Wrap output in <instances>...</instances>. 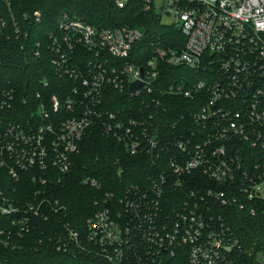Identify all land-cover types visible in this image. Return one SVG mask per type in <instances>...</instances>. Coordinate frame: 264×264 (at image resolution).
I'll list each match as a JSON object with an SVG mask.
<instances>
[{
	"label": "built area",
	"instance_id": "built-area-1",
	"mask_svg": "<svg viewBox=\"0 0 264 264\" xmlns=\"http://www.w3.org/2000/svg\"><path fill=\"white\" fill-rule=\"evenodd\" d=\"M140 2L185 44L159 37L139 61L132 55L145 36L140 27L96 26L65 12L50 47L55 71L74 80L69 91L65 84L62 95L39 90L22 110L16 87L0 85V168L15 181L27 174L34 185H12L14 194L24 193L18 197L0 188V216L8 217L0 220V245L34 231L41 213L48 219L68 212L51 186L71 171L96 124L128 154L148 157L150 171L142 181H122L118 157L119 181L110 179L111 188L83 176L96 190L91 214L83 233L63 222V235L54 237L58 250L106 264H248L223 212L227 206L264 212V0ZM167 65L185 72L163 86ZM137 80L141 86L131 91ZM49 85L44 78L42 86ZM118 93L131 101L120 103ZM167 95L191 101L170 127Z\"/></svg>",
	"mask_w": 264,
	"mask_h": 264
},
{
	"label": "trees",
	"instance_id": "trees-1",
	"mask_svg": "<svg viewBox=\"0 0 264 264\" xmlns=\"http://www.w3.org/2000/svg\"><path fill=\"white\" fill-rule=\"evenodd\" d=\"M8 1L0 0V85L8 83L16 87V105L22 110L29 107L31 100H35V94L39 90L47 96L62 95L61 84L66 85V92L73 86L74 80L60 76L51 63L53 52L50 34L57 30L59 18L65 12L96 26L129 24L143 27L145 36L137 42L132 55L139 61H145L150 56L147 51L150 49V42L159 37L171 45L185 44L184 37L177 29L163 24L155 11L145 10L140 0H130L125 7H119L115 0ZM35 12L40 13L39 20ZM37 50L39 54L36 53ZM143 64L146 66L145 62ZM184 68L171 65L163 68L160 73L162 85L180 80ZM44 78L49 79V87L42 86ZM118 95L122 99L120 103L131 101L125 93ZM23 97L29 100L23 103ZM165 101L170 106L166 122L170 127L180 111L191 105V101L178 95H167ZM108 104L117 106L112 101ZM171 131L169 129L170 133ZM118 157L126 170L122 181L146 179L150 171L148 157L128 154L121 142L105 134L99 125H91L83 137L80 152L74 157L71 171L60 182L51 186L56 197L67 206L68 212L48 213V219L44 217L46 213H41L34 231L17 240L15 238L9 245H0L1 261L5 264H106L104 260L86 254L74 255L58 250L54 237L63 235V222H69L83 233L96 190L84 185L81 179L85 175H93L101 181L103 189L111 188L110 179L119 181L117 169L120 164L115 163ZM28 178L25 174L21 180L15 181L5 169L0 168V188H6L11 195H24L14 194L11 191L12 185L19 186L20 190H32L33 181ZM26 196L28 198L30 195L27 193ZM259 205L264 208V202ZM223 216L239 239L241 248L238 254L241 261L259 264L258 258L264 255V212L250 213L238 206H227ZM7 218L0 216L1 221H6Z\"/></svg>",
	"mask_w": 264,
	"mask_h": 264
},
{
	"label": "water",
	"instance_id": "water-1",
	"mask_svg": "<svg viewBox=\"0 0 264 264\" xmlns=\"http://www.w3.org/2000/svg\"><path fill=\"white\" fill-rule=\"evenodd\" d=\"M141 71L143 72V68H141ZM140 86H141V81H140V80H137V81H135V82H133V83L131 84L130 90H131V91H135V90L138 89Z\"/></svg>",
	"mask_w": 264,
	"mask_h": 264
},
{
	"label": "rangeland",
	"instance_id": "rangeland-1",
	"mask_svg": "<svg viewBox=\"0 0 264 264\" xmlns=\"http://www.w3.org/2000/svg\"><path fill=\"white\" fill-rule=\"evenodd\" d=\"M163 20L166 22H170L172 20V17L165 16V17H163ZM141 29L144 31L143 27ZM263 195H264V185H263ZM262 264H264V262H262Z\"/></svg>",
	"mask_w": 264,
	"mask_h": 264
}]
</instances>
